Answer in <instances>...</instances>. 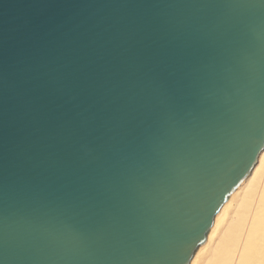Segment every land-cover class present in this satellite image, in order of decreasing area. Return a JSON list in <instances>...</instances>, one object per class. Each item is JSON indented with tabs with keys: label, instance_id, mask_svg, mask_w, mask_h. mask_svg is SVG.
Returning <instances> with one entry per match:
<instances>
[{
	"label": "water",
	"instance_id": "95a60500",
	"mask_svg": "<svg viewBox=\"0 0 264 264\" xmlns=\"http://www.w3.org/2000/svg\"><path fill=\"white\" fill-rule=\"evenodd\" d=\"M264 148V0H0V264H190Z\"/></svg>",
	"mask_w": 264,
	"mask_h": 264
},
{
	"label": "bare ground",
	"instance_id": "6f19581e",
	"mask_svg": "<svg viewBox=\"0 0 264 264\" xmlns=\"http://www.w3.org/2000/svg\"><path fill=\"white\" fill-rule=\"evenodd\" d=\"M190 264H264V148Z\"/></svg>",
	"mask_w": 264,
	"mask_h": 264
}]
</instances>
